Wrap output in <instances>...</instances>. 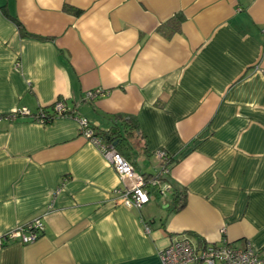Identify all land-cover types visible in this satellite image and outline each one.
<instances>
[{"label": "crops", "instance_id": "obj_1", "mask_svg": "<svg viewBox=\"0 0 264 264\" xmlns=\"http://www.w3.org/2000/svg\"><path fill=\"white\" fill-rule=\"evenodd\" d=\"M56 101L75 117H32ZM78 118L120 131L116 151L171 191L124 206ZM37 219L0 264H161L185 238L264 253V0H0V236Z\"/></svg>", "mask_w": 264, "mask_h": 264}, {"label": "built area", "instance_id": "obj_2", "mask_svg": "<svg viewBox=\"0 0 264 264\" xmlns=\"http://www.w3.org/2000/svg\"><path fill=\"white\" fill-rule=\"evenodd\" d=\"M100 89L89 91L87 97L91 100L104 96ZM54 112L57 116L67 110V107L60 101L54 103ZM29 114L27 111H22ZM32 117L45 124L44 119ZM79 124L80 133L91 143L98 147L103 158L108 162L119 180L124 185L121 193V202L128 208L140 209L148 203L150 196L146 187L145 178L134 171L131 163L126 160L116 149L109 144H104L100 138L93 137V130L86 119H76ZM163 152H158L157 157L162 159ZM171 189L170 185H161V196ZM44 231V224L37 219L0 236V247L7 242L18 241L21 244H30L36 241ZM224 233V229L221 231ZM161 264H264V253H258L251 245L243 248H235L227 241L221 240L215 244L195 245L190 239L177 240L159 253Z\"/></svg>", "mask_w": 264, "mask_h": 264}, {"label": "trees", "instance_id": "obj_3", "mask_svg": "<svg viewBox=\"0 0 264 264\" xmlns=\"http://www.w3.org/2000/svg\"><path fill=\"white\" fill-rule=\"evenodd\" d=\"M65 11L70 12L74 15L80 14L79 10H76L70 7H65ZM13 20L17 22L15 19ZM183 20H184V17L181 14L175 15L172 19L169 20V23L172 22V28H171L172 32L171 33H175L179 30L180 25L183 22ZM17 26L20 28V25L18 22H17ZM53 107H54V104L48 108H41L35 114H32V115L35 116L36 118L44 119L45 124L51 123L55 118L59 117L54 112ZM64 116L75 117L74 114L71 112V110L69 111L67 110V112L61 115V117H64ZM114 120L120 121L121 122L120 126L124 127L128 133H132V131L136 132L137 134L139 133L138 126L133 117L116 115L114 117ZM91 129L93 130V137L100 138L104 144L112 145L115 149H116L117 144L121 141V139H123L122 133L118 131L117 129L108 130V131H98V129L94 127H91ZM160 161L163 167L162 170H166L167 167L173 164L174 159L171 156L164 154L163 158L160 159ZM142 176L145 178L144 180L146 182V187L151 189L150 191H148V193H153L155 195L161 196V192H162L161 185L164 183H167L168 185H170L171 189L173 188L172 185L168 183L169 182L168 178L164 176L162 177L161 174H158L156 176H146V175H142ZM186 195H187L186 191H182V192L175 191L173 193V202L171 203L173 211H179L182 208H184L186 204Z\"/></svg>", "mask_w": 264, "mask_h": 264}]
</instances>
